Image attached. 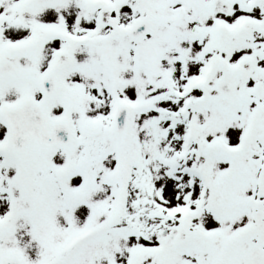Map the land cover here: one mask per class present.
Masks as SVG:
<instances>
[{
  "label": "snow or ice",
  "instance_id": "obj_1",
  "mask_svg": "<svg viewBox=\"0 0 264 264\" xmlns=\"http://www.w3.org/2000/svg\"><path fill=\"white\" fill-rule=\"evenodd\" d=\"M0 264H264V0H0Z\"/></svg>",
  "mask_w": 264,
  "mask_h": 264
}]
</instances>
